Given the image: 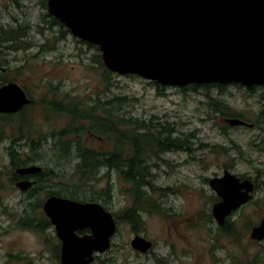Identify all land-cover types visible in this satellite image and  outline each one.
I'll use <instances>...</instances> for the list:
<instances>
[{
  "label": "rangeland",
  "instance_id": "rangeland-1",
  "mask_svg": "<svg viewBox=\"0 0 264 264\" xmlns=\"http://www.w3.org/2000/svg\"><path fill=\"white\" fill-rule=\"evenodd\" d=\"M12 29L20 32L14 42L3 44L0 82L10 73L15 78L10 82L23 87L31 99L22 109L33 124L31 134H27L36 132V138L38 133L59 132L71 123L69 115L47 109L54 98L65 104L77 98L94 105L99 104L97 96L105 102L120 95L129 98V105L120 107L128 117L170 123L176 129L175 137L187 138L188 144L183 150L163 153L161 159H147L151 187H144L145 199L154 209L146 204L138 209L141 218L134 229L123 219L133 206L131 184L117 169L106 168L81 184L75 175L78 159L74 153L65 159L55 146L57 139L43 143L31 155H37L36 161L27 164L42 167L45 179L31 177L39 181L33 189L19 190L5 150L12 128L5 126L8 139L0 143V264H61L53 251L60 244L54 226L37 228L47 216L33 209L50 191H62L79 201L100 202L122 218L110 248L97 256L108 259V264H264V240L251 237L252 228L264 216V87L254 92L233 84L224 89L211 86L193 91L167 86L159 90L136 75H110L97 63L99 48L53 22L47 0H0V32ZM213 101L230 106L233 114L256 127L230 126L226 116L209 106ZM81 125L90 123L77 124ZM86 134L84 146L105 153L112 150V143L105 138ZM20 145L21 158L25 159L31 153L25 141ZM225 170L255 182L258 192L219 225L212 207L220 197L209 180L222 176ZM28 218L34 228L20 222ZM136 235L152 242L147 252L132 247Z\"/></svg>",
  "mask_w": 264,
  "mask_h": 264
},
{
  "label": "water",
  "instance_id": "water-1",
  "mask_svg": "<svg viewBox=\"0 0 264 264\" xmlns=\"http://www.w3.org/2000/svg\"><path fill=\"white\" fill-rule=\"evenodd\" d=\"M48 12L71 34L98 46L105 67L163 86L240 83L264 86V0H47ZM31 102L16 82L0 86V113H17ZM230 126L245 124L227 118ZM21 176L42 172L17 167ZM35 180L15 186L28 191ZM220 197L212 215L224 225L252 198L254 184L225 170L209 180ZM43 211L60 241L61 264H101L96 256L111 246L117 230L113 213L97 201L51 195ZM85 230L89 232L83 233ZM251 237L264 239V216ZM132 247L147 252L152 242L136 235Z\"/></svg>",
  "mask_w": 264,
  "mask_h": 264
},
{
  "label": "trees",
  "instance_id": "trees-1",
  "mask_svg": "<svg viewBox=\"0 0 264 264\" xmlns=\"http://www.w3.org/2000/svg\"><path fill=\"white\" fill-rule=\"evenodd\" d=\"M53 22L59 24L61 27L70 32V30L67 29L65 25L55 17H53ZM19 32V29L0 32V56L3 53L2 50L4 47V42H14V40L17 38V35H19ZM83 42L89 44L90 46H96L86 41ZM96 47L98 48V46ZM97 63L101 67L105 68L108 74H117L111 72L105 67L101 55L98 56ZM128 76L133 75L128 74ZM10 81H15V78L12 77V75L10 76V73H8L7 77L4 79V81L0 82V84ZM151 83L159 88V90H163L164 87H167L159 85L154 81H151ZM230 84L236 85L238 87H245L240 83ZM228 85L229 84L218 83L203 85L191 84L181 88L183 90L189 89L197 91L201 87L217 86L224 89ZM160 94L163 93L160 92ZM97 99L99 100V104L89 105L82 103L80 100H77V98L70 99V101L66 104L63 103V101H58L56 98H54V100L47 104L49 105L47 109L51 108L54 111L69 115L71 117V123L59 132H52L51 134L45 135L38 133L36 138L34 136L36 132H33L34 134L32 136L30 135L32 131L30 128L33 126V124L31 123L32 120L27 118L28 116L25 115L24 110L18 114H10L6 116H2L0 114V143L3 140L8 139V137L4 136L5 126L11 125L12 136L9 138L8 144L5 146V150L10 159V165L13 168L12 180L30 177H37V180H42L44 178L42 177V172L36 175H27L22 177L15 172V169L17 167L26 166L29 163L35 162L37 155L33 157L31 155L39 151L42 147V144L46 143L50 139H57L58 143L55 144V146L56 148L59 147L60 153L65 156V159H67L68 156L73 155L72 153L75 154L76 158L78 159L75 175L78 176V180L81 184H85L96 178V173L99 171V169H117L124 180L131 184V189L129 191L132 198L134 199L133 206L126 212L125 215H123V219L131 223L135 229L141 218L137 214V210L143 208L145 204L150 205L148 204L150 201L148 202V199H145L147 197V193L144 191V187L151 185L149 180L151 176V166L149 163H147V159L150 157L161 159V155L163 153L185 149L188 144L187 138L175 137L176 129L170 125V123L159 122L158 124H155L152 119L146 122L136 119L132 116L128 117L125 111H123L124 106L129 105L127 102L129 98L127 96L116 95L105 102L102 101L103 98L99 96H97ZM212 103L216 106L212 105ZM212 103H210L209 106L213 108L215 112H220L219 114L222 116H226L227 118L236 116L238 118L242 117L241 115L233 114L230 106L224 105L223 103L220 104L217 101H213ZM243 119L245 120V118ZM82 121L89 122L90 125H81L78 127L77 124L81 123ZM86 131L87 133L91 132L92 136L94 137L105 138L107 141L112 143V150L105 153L100 152L96 148L84 146L83 140L87 135ZM22 141L26 142V147L29 148L31 153H28L30 155L25 154V159L21 158L22 152L20 151V144ZM37 180L36 183L39 182ZM50 195L66 197L62 191H50L48 196ZM69 198L73 199V197ZM42 204L43 202H39L33 209L39 212L41 215H44L43 209L41 210ZM150 206L154 209L153 205ZM113 215L117 220V223L120 219H122L121 217L118 218L116 214ZM32 221V219L28 218L20 222L23 226L34 228L35 226L33 225ZM47 226H51V223L48 218L44 217L37 228L44 229ZM223 229L226 232H231V230L226 228ZM53 251L55 252V257L57 260H59L60 244H56ZM97 259L101 264H108V259L105 260L101 259L100 257H97Z\"/></svg>",
  "mask_w": 264,
  "mask_h": 264
},
{
  "label": "flooded vegetation",
  "instance_id": "flooded-vegetation-1",
  "mask_svg": "<svg viewBox=\"0 0 264 264\" xmlns=\"http://www.w3.org/2000/svg\"><path fill=\"white\" fill-rule=\"evenodd\" d=\"M258 87H264V86H258V85H254V86H252V87H248L247 88V90L248 91H250V92H254L255 91V89H257ZM242 120H244V119H242ZM244 122H245V124H242V125H239V126H246V127H251V128H255L256 126H255V124H250V123H248V121L247 120H244ZM21 179H30V178H21ZM18 180H20V179H18ZM18 180H16V181H18ZM253 184H254V189H253V192H252V198H255V196H254V193H257L258 191H257V185H256V183L255 182H253ZM32 188H30V190H31ZM29 191V190H28ZM251 198V199H252ZM250 199V200H251ZM247 203V202H246ZM264 240V239H263Z\"/></svg>",
  "mask_w": 264,
  "mask_h": 264
}]
</instances>
